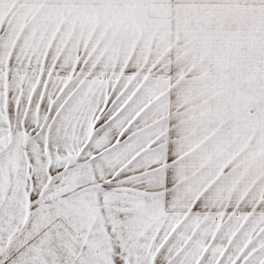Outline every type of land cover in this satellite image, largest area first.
<instances>
[{"label": "snow or ice", "instance_id": "snow-or-ice-1", "mask_svg": "<svg viewBox=\"0 0 264 264\" xmlns=\"http://www.w3.org/2000/svg\"><path fill=\"white\" fill-rule=\"evenodd\" d=\"M0 264H264V0H0Z\"/></svg>", "mask_w": 264, "mask_h": 264}]
</instances>
